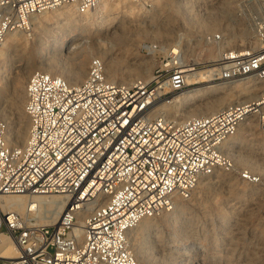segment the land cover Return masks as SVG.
Returning <instances> with one entry per match:
<instances>
[{"label":"built area","instance_id":"built-area-1","mask_svg":"<svg viewBox=\"0 0 264 264\" xmlns=\"http://www.w3.org/2000/svg\"><path fill=\"white\" fill-rule=\"evenodd\" d=\"M99 1L0 0V52L10 31L31 30V16L62 5L85 14ZM252 32L255 45L240 50L222 47L220 31L205 33L202 39L216 46L217 55L204 67L212 66L220 81L252 78L258 95L186 120L151 108L187 86L180 47L169 48L170 60L146 80H110L99 57L89 60L86 77L75 85L33 72L24 89L27 135L21 146L8 143L7 123L0 121V234L17 250L0 264H137L131 237L138 223L171 212L202 179L223 172L259 184L258 175L238 169L223 152L242 124L264 132V18ZM52 194L67 203L51 224H29L5 202L8 196ZM181 253L179 264L218 261Z\"/></svg>","mask_w":264,"mask_h":264},{"label":"rangeland","instance_id":"rangeland-1","mask_svg":"<svg viewBox=\"0 0 264 264\" xmlns=\"http://www.w3.org/2000/svg\"><path fill=\"white\" fill-rule=\"evenodd\" d=\"M221 1H225L224 5L228 7L219 8ZM134 5V9L129 12H121L119 8L113 10L111 16L117 18L114 21H108L109 23L96 20L94 17L96 10H92V14L88 12L79 14L75 10L76 18L74 16L73 18L77 21L72 26L65 22L54 21L61 8L47 10L33 15V19L40 21L33 30L19 31L21 35L14 31L16 33L13 32L5 50L0 71V121H7L9 125L16 122L14 106H12L15 66L32 61L48 68L46 63L49 62L52 65L48 68L52 70L50 73L58 75L57 73L65 67L75 63L78 49L69 53L64 50L58 51L56 45L52 46L53 42H51L54 31L69 30L67 38L80 33L91 35L90 46L96 44L95 46L101 51H110L112 56L120 61L116 74V77L120 79V76L126 77L122 71L125 70L128 61H132L130 57L136 59L135 62L150 63L151 73L161 61L170 60L169 48L174 47L173 52H176L178 47L182 49V61L194 63V66L199 68L197 71L209 68L204 66L216 58L217 48L213 44L204 42L202 36L205 33L220 31L226 38L224 45L235 48L229 42L228 35L233 33L238 35L237 32L247 30L248 33L244 37V43L247 44V41L252 40L253 25L261 23V19L264 18V6L259 5L257 0H137L134 1ZM31 26L33 27V24ZM104 30L119 31L106 36L103 34ZM161 35L162 37H159ZM99 53L95 48L88 53L86 74L89 60L92 57H99ZM34 71L44 70L34 69L28 77ZM219 82L224 81L215 80V83ZM199 85L201 84L187 85L184 90ZM243 135L244 144L235 147V150L250 151L253 158L255 157L253 164L256 165L237 163V168L250 169L258 175L260 183L246 184L233 175L231 180L229 178L217 181L213 179L210 180L212 183L209 186L198 185L188 200H181L185 206L182 212L178 214L173 212L164 219L156 218L154 221L157 225L154 229L146 234L138 232L135 235L138 240L144 235L143 238H148L150 242H154L153 244L161 245L163 254V251L157 252V247L148 251L149 256L151 255L148 256L150 264L153 261L158 264H179L176 256L167 254V248L170 245L172 249L177 246L182 247L178 253H185L187 247L193 245L192 252H188L190 254L197 251L195 247L199 249L198 247L202 245L200 247L202 251L197 253L204 254L202 258L204 262L215 255L216 260L220 261V263L217 261L218 264H264V175L259 174L260 170L264 169V159H262L264 158V132L253 129L246 131ZM228 179L234 183L233 191L228 189ZM251 186L255 187L253 191H245L239 195L241 188ZM229 205H231L230 208ZM177 215H180L182 220L188 218L195 221L192 235L183 236L178 229L180 225V227H173V221L175 217H178ZM38 221V224H44L41 218ZM193 255L200 259L199 254ZM207 263H211L210 260Z\"/></svg>","mask_w":264,"mask_h":264},{"label":"bare ground","instance_id":"bare-ground-1","mask_svg":"<svg viewBox=\"0 0 264 264\" xmlns=\"http://www.w3.org/2000/svg\"><path fill=\"white\" fill-rule=\"evenodd\" d=\"M129 1L128 0H100L99 3L96 5V7L92 9V10H96L94 11L96 14L94 15V17L96 20L99 19V21L103 23L108 22V21L111 22L112 20L114 21L117 17L111 16L113 10L119 8L121 12L123 11L129 12L132 9H134V6H135L134 1L136 2L137 0H129ZM224 3L226 2L221 1L219 3L220 6L218 7L222 9L227 8L228 6L226 4L224 5ZM58 8H61L62 10L56 15L54 21L57 23L65 22V24L67 23L69 26L74 25L75 22L77 21L75 19L76 17L74 16L75 9L71 6L69 7L66 5H62ZM58 8L54 10H57ZM91 11H89L88 14H92ZM73 16L75 18H73ZM30 21L33 22L32 23L33 27L31 26L32 30L33 28L37 27L40 24V21L33 19V16H31ZM67 31L69 32V30L54 31V33L52 34L51 42H53L52 46L56 45L55 47H57L58 51L64 50V51H68L69 53V51L72 52L74 51V49H78V54L75 56L76 58L74 59L75 63L73 65L71 64L72 66L70 65L68 67H65L63 70L57 73L59 76L63 77L69 84L71 85L78 84L86 76V66H87V61L89 58L88 53L92 51V48L93 49L95 48L96 50H98V52H100L99 58L104 63L105 72H106L108 79L113 80V81H120V82H130L136 78L145 79V80L150 78L151 64L147 63V61L135 62L136 59H134L133 57L129 58L132 61L130 62L128 61V64L125 65V68H124L125 70L122 71L126 74V77L121 78L120 76V79L117 78L116 77V74L118 71L117 65L120 63V61H118L114 56H112L110 51H107V50L101 51V49L95 46L96 44L93 46L92 45L90 46V43L92 42L89 41V38H92V36L89 35L88 33L87 34L80 33L78 35H73L72 37L67 38V34H68ZM117 31L119 30H104L103 34L106 36L107 34H109L111 36V34H116ZM13 32L14 31H10L7 34L5 42L1 49L0 71H1L2 62L4 60L5 50L7 49L8 43L10 39L12 38ZM16 32L17 34L21 35L19 31H16ZM237 33L239 34L237 35L233 33V34L228 35V38L230 40L229 42H231L236 49L240 50V49L247 48L248 45H255V42L253 41L251 42L247 41L248 42L247 44L244 43L245 34L248 33L247 30H242ZM163 34H166V33H163ZM159 37H162V35ZM225 41H226V38L224 42L221 44L222 47H227L224 45ZM237 42H240L241 44H238ZM94 43H97V42H94ZM181 63H182V66L184 67V71L186 74L187 85L188 86L195 85V84H201V85L197 87H192L187 90H183L182 92H179V93H175L171 96V98L168 101L153 102L151 106L152 112H165L166 114H168L169 116L177 120H186V119H190L193 117L209 115L219 110L220 108L226 106L227 104H230L236 101L254 99L258 95V87L254 86V82L252 78L215 83V80H217V77H216L215 71H213L214 69L212 66H209V68L197 71L199 68L196 69L195 67L192 66V64H185L183 63V61H181ZM46 64L48 68L52 66L51 63L49 64V62H47ZM48 68H44L42 67V65H38L36 62H32V61H27V62H24V64H19L14 67V77H13L14 78L13 79L14 95H13V100H12V106H14L13 110L15 113L16 122L13 125L11 124L12 125L11 127V125H9L6 121L7 140L10 145L21 146L24 143L26 135H27V120L23 113L24 89H25V84L27 81L26 79L29 73L32 72L34 69H40L44 71L46 70L48 73H50V71L52 70ZM134 76H136V78H133ZM251 128L252 127L250 123L242 124L237 130V132L232 137L227 139L224 143L223 152L227 156H229L235 164L237 163L238 164H248V165L255 164V163L253 164V162H255V159H254L255 157L253 158L250 151L245 150V152H242L240 150H235V147L241 146L242 144H244L245 138L243 134L246 131H250ZM259 174L264 175V169L260 170ZM225 178L230 179L232 178V176L225 174L223 172H216L210 178L202 179L199 185L209 186V184L212 183V182L210 183V180L215 179L217 181L219 179H225ZM230 180L229 182H227L228 189L229 191H233L235 188L233 185L234 183L230 182ZM254 188L255 187H252V186L241 188L239 190V195L243 194L245 191L247 192L253 191ZM5 202L9 204V207L12 210L21 214L29 224L38 223L39 222L38 219L40 218L44 220L43 221L44 224H51L53 222H56L58 218L61 216V214L65 211L67 200L62 195L52 194V195H36L33 197H28V198L25 196H8L6 197ZM184 207L185 206L182 203V201L177 199L174 202L173 210L171 212L163 213L162 215L156 218L164 219L165 216L172 214L173 212L175 214L176 213L178 214L179 212H182L184 210ZM230 207L231 205H229V208ZM180 215H177L178 217H175L174 221L172 220L173 227L176 228V226L178 227L180 225L181 227L179 226L180 228L178 229L181 230V234L183 236L192 235L194 233V231H192V227L195 221L193 219H188V218L187 220H184V219L182 220ZM156 218L150 217V218H145L141 220L132 232V237H131L132 238L131 239L132 250L137 259V264H150L151 263L150 258H149L151 256V255L149 256L150 252L148 254V251L150 249L157 247L158 253L163 251V249L160 247L161 246L160 244L158 243L153 244L154 242L153 243L150 242L148 238L146 237L143 238L144 235L141 236L139 240L135 238V235L138 232H142V234L144 233L146 234L148 233V231L154 229L157 225L154 221ZM32 220H35V221L32 222ZM169 239L171 238L169 237ZM190 246L191 247H187V250L185 253L192 252L193 245H190ZM200 247H198L199 249L195 247V249L198 252H201L202 250H200L201 249ZM181 248L182 247L177 246L174 249H172L170 245L167 248V254L169 256L170 255L176 256V254L180 252L179 249ZM163 253L164 251L162 252V254ZM182 254H184V252H182ZM15 256H17V250H16V247L13 241L7 236L0 234V258L10 259V258H14ZM152 264H158V263L153 261ZM181 264H184V259L182 260Z\"/></svg>","mask_w":264,"mask_h":264}]
</instances>
